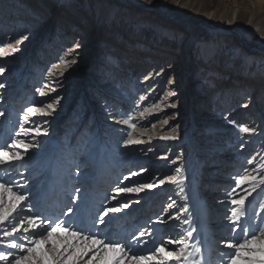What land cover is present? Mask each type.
I'll use <instances>...</instances> for the list:
<instances>
[{"label":"rangeland","instance_id":"rangeland-1","mask_svg":"<svg viewBox=\"0 0 264 264\" xmlns=\"http://www.w3.org/2000/svg\"><path fill=\"white\" fill-rule=\"evenodd\" d=\"M21 36L25 39L16 44ZM8 44L17 51L0 56V67L5 69L0 74L4 85L0 143L19 130L25 108L55 103V112L32 117L25 125L46 127L48 135L39 138L41 146L26 156L24 168L17 165L23 176L13 177L28 181L35 211L60 216L68 206L67 194L78 188L79 207L72 206L77 222L84 220L89 227L104 207L129 205L110 213L106 223L92 231L127 241L138 232L151 231L155 245L149 243L136 254L147 255L162 240L179 239L182 232L195 228L192 243L201 247L206 264H224L222 241L231 237V200L243 197L246 207H256L247 212L249 220H257L264 205V86L250 102L240 95L249 84L235 81L253 82L261 75V84L264 78V0H0V48L11 52ZM158 51L161 59L140 69L136 56ZM132 57L135 66L129 62ZM10 85L15 89L6 96ZM17 89L19 93H13ZM129 117L135 128L116 122ZM241 125L255 133L241 132ZM129 133L141 143L125 145ZM173 135L178 139H161ZM20 138L30 142L29 137ZM189 147H194L192 153ZM101 154L108 156V163L98 160ZM190 157L191 176L185 174ZM227 161L233 164L230 172L227 167L225 171L226 194L217 197L214 193L222 183L215 186L213 181L223 175L221 166ZM211 163L218 166L216 173L208 170ZM177 167L186 176L184 193L167 181L159 184ZM4 172L0 168V176ZM130 173L137 175L125 180ZM104 174L111 178L105 185ZM244 175L255 177L254 185L237 186L235 181ZM142 184L154 187L112 199L115 188ZM191 191L197 198L193 205L183 199ZM61 193L65 198L59 206ZM187 202V211L180 210ZM203 208L207 221L201 215ZM215 211L223 223L218 232L219 224H211L216 222L211 219ZM123 220H127L122 228L127 226L125 236L119 234ZM208 224V230L216 232L213 241H221V247L208 244ZM11 227H0V235ZM166 247L175 251L177 246ZM0 251H5L3 245ZM168 264L175 262L169 259Z\"/></svg>","mask_w":264,"mask_h":264},{"label":"snow or ice","instance_id":"snow-or-ice-1","mask_svg":"<svg viewBox=\"0 0 264 264\" xmlns=\"http://www.w3.org/2000/svg\"><path fill=\"white\" fill-rule=\"evenodd\" d=\"M25 37L21 36L15 41L20 44ZM10 48L11 52L4 51L0 48V56H8L17 51V48L11 44L5 45ZM67 63V61H64ZM5 69L0 67V74ZM4 85L0 84V88ZM54 92L55 89L53 88ZM39 95L44 96L46 93L42 89H37ZM174 95V93H173ZM143 99V97H141ZM59 97H57V102ZM175 107V105H172ZM55 112V103H48L44 107L30 106L24 109L20 116L19 130L14 135L8 137L4 143H0V168L5 169L4 175L0 176V227L11 224L10 231H3L0 235V245H3L5 251H0V261L7 264H168L169 259L175 264H206L202 249L197 244L192 243L195 228L184 231L180 234L179 239H165L160 242L147 255L136 254L137 250L143 246L153 243L155 238L151 231L138 232L132 236L131 241L120 238L113 239L110 235L99 231H92L97 225H104L106 217L110 213H116L128 204H120L119 207H104L96 217L92 219L89 227L84 220L77 222L76 211L72 205L79 207L80 189H74V193H68V206L66 211L63 209L60 216L52 218L35 211L37 205L33 202L32 193L27 180H14L16 175L23 176V173L16 171L17 165L25 167L24 161L31 150L41 146L39 138L48 135V129L41 125L26 127L32 117H46ZM3 113H0L2 116ZM141 117L144 113H140ZM115 120V117H113ZM123 123L131 128H135L132 118L116 121ZM46 123V121H45ZM165 124L168 121L164 122ZM234 123V122H233ZM240 131L243 133H255L254 128L241 125ZM124 140L125 145L139 144L141 141L131 138ZM20 137H29L30 142ZM161 139L176 140L177 136H164ZM180 157L176 158L179 161ZM172 161V163H176ZM141 171H144L141 169ZM137 175L130 173V176ZM255 177L248 175L240 176L235 182L237 186L244 183H255ZM169 182L179 187V192L184 193V184L186 176L181 167L175 169V174L159 180L163 185ZM153 184H142L136 187L119 186L115 188L112 199L122 193H139L144 189L153 188ZM15 189V190H14ZM235 189H233V192ZM183 199L187 200L184 196ZM175 202L168 207H174ZM231 213L228 215V227L231 237L222 241L224 251L221 259L224 264H264V206L261 207L260 217L257 220H249L246 212L245 198L231 200ZM182 211H187L185 204ZM21 214H24L23 216ZM171 218V217H170ZM176 219H180L177 213ZM158 222L163 223L160 219ZM183 223H189L184 220ZM21 236L23 239L21 240ZM20 240L18 243L17 241ZM7 242V243H5ZM166 245H176V250H169ZM87 256V261L84 257ZM12 257L11 260L9 258Z\"/></svg>","mask_w":264,"mask_h":264},{"label":"bare ground","instance_id":"bare-ground-1","mask_svg":"<svg viewBox=\"0 0 264 264\" xmlns=\"http://www.w3.org/2000/svg\"><path fill=\"white\" fill-rule=\"evenodd\" d=\"M204 5H207V3H206V1L204 2ZM134 12H137V9H135L134 8ZM168 12L170 13V14H173L174 16H177L178 17V19H180L181 18V16H180V14H178L177 12H176V10H173V9H168ZM209 16H211V14H209ZM213 16V15H212ZM212 16H211V18H212ZM184 17V16H183ZM233 19H234V16H232L231 17V19L229 18V21H233ZM99 21H100V19H99ZM98 21V22H99ZM148 55H150V54H148V53H144V54H141V55H139V56H136V58H137V62H138V60H139V65H141L140 67V69H143L144 67H146L148 64H149V62L151 61V60H156V61H158V60H160L161 59V56H162V54L160 53V51H158V53H155V54H151V56H148ZM133 57L132 58H130V64L131 65H133V66H135L136 65V62H134L133 61ZM260 60L261 59H258V63L260 62ZM134 62V63H133ZM257 77V79L255 80V81H251V80H247L246 82H242L241 81V79H236L235 81H237V82H239V83H237V84H242V85H245V84H249L247 87H245L244 89H243V91H242V93L240 94V95H242V96H246L247 97V99H250V102H253V100H254V98H255V93L257 92V89H258V87H262V86H264V85H262V81L264 80V78L261 80V84H259V77H261V75H259V76H256ZM34 80V78L32 79V81ZM32 83V82H31ZM250 83H253V85H252V87H251V85H250ZM27 88V87H26ZM15 89V85H10V86H8V87H6L5 88V90H7V93L5 94L6 96L9 94V93H11L13 90ZM25 88L24 89H21L20 90V95H18V94H16V97H18V96H21L24 92H25ZM19 93V91H18V89L17 90H15L13 93ZM246 93V94H245ZM26 94V93H25ZM185 136L186 137H188L189 136V132H187L186 134H185ZM189 149H191V150H189L190 151V153H192L193 152V150H194V147H189ZM233 155V154H232ZM232 155H230V156H232ZM98 160H100V162L101 163H103V164H106V162L108 163V156L107 155H104V154H101V155H98ZM193 161V158H189V160H188V167L189 168H186L185 169V174L186 175H190V174H192V169L190 168V163ZM232 162L231 163H229L228 161L226 162V164L225 165H223V166H221V168L222 169H225L224 171H223V175L222 176H220V178H216L215 180L216 181H213V183H215V186H216V183H222L221 185V187H219V189H217V191H215V196L217 195V197H220V196H224L225 194H226V191H225V189H224V185H223V183L225 182V181H228L229 179H228V177L226 176V173H225V171H226V167L228 168V171H227V173L228 172H230L231 171V169H232ZM220 165V164H219ZM121 165H119V170H120V167ZM220 169V168H219ZM208 170H212V174L214 173V171H215V173H216V171L218 170V166H216L215 165V163H211L210 165H209V168H208ZM115 172H117L118 173V169L117 170H115ZM108 175H110V174H104L103 176H102V178H103V180H102V182H104V185L105 184H108L107 182H109L110 181V176H108ZM191 176V175H190ZM212 176V175H211ZM109 177V178H108ZM214 177H217V176H214ZM188 178H190L189 176H188ZM207 180V179H206ZM209 181H211L212 180V177L210 178V179H208ZM208 186H209V183H208ZM213 186V185H212ZM59 191H57V193H58ZM58 197V196H57ZM59 197H60V200L58 201V205L60 206L61 205V200H62V198L64 197L63 196V194L61 193L60 195H59ZM65 198V197H64ZM63 198V199H64ZM187 198H188V201L191 203L190 205H193V203H195L196 202V200H197V198H196V195L193 193V191H191V192H189V193H187ZM174 202V201H173ZM176 203V202H175ZM185 204H187V205H189L188 204V202L187 203H185ZM185 204L183 205V206H181L180 207V210H182V209H184V206H185ZM214 204H218L217 202H215L214 201ZM196 205H197V203H196ZM264 206V205H263ZM50 207H55L54 205L53 206H50ZM194 207V206H193ZM57 208V207H56ZM199 208V207H198ZM258 209V208H257ZM210 210V207H209V209L207 208V211H209ZM213 210H214V208H213ZM255 210H256V207H254V206H252V205H248L247 207H246V212H249V214H251V213H253V212H255ZM194 211H195V209H194ZM194 211H193V213H194ZM201 211V210H200ZM199 211V212H200ZM259 211V213H260V211H261V208H260V210H258ZM217 211H215L214 212V214H213V216H212V218L211 219H214V220H216V222H213V223H211V224H215V225H217V224H219L218 226H217V228L215 229V231L216 232H218L221 228L220 227H222L223 226V223H221L220 221V219L221 218H219L218 216H215V215H217V213H216ZM192 213V214H193ZM191 214V215H192ZM190 215V216H191ZM200 215V214H199ZM201 215H203L202 217H203V219H204V221H207V218L208 217H206V209H204L203 208V210H202V213H201ZM201 217V216H200ZM190 218V217H189ZM258 219H260V217H258ZM203 221V220H202ZM127 222V220L125 221V220H123L122 222H120V235H126L127 234V231H125V228H126V230H128L127 229V226L126 227H124V229L122 230V228H123V225H125L124 223H126ZM168 224V223H167ZM203 225H204V223H202ZM205 227H206V225H205ZM210 227H209V224L207 225V227H206V229H205V232L208 234V238H207V242H208V244H210V245H213V244H215L214 246V248H218V247H221L222 246V243H221V241H217V242H214L213 241V237H215L214 235H215V233H212V232H210L208 229H209ZM212 228V227H211ZM191 230V229H190ZM213 235V236H212ZM212 237V238H211ZM221 243V244H220Z\"/></svg>","mask_w":264,"mask_h":264}]
</instances>
